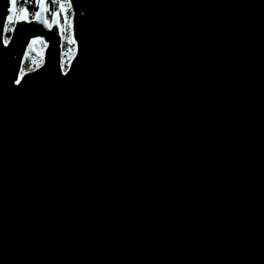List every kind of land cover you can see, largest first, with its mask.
I'll return each mask as SVG.
<instances>
[{"label":"water","instance_id":"95a60500","mask_svg":"<svg viewBox=\"0 0 264 264\" xmlns=\"http://www.w3.org/2000/svg\"><path fill=\"white\" fill-rule=\"evenodd\" d=\"M37 1L0 0V264H264V0H68L64 70Z\"/></svg>","mask_w":264,"mask_h":264},{"label":"rangeland","instance_id":"374dc122","mask_svg":"<svg viewBox=\"0 0 264 264\" xmlns=\"http://www.w3.org/2000/svg\"><path fill=\"white\" fill-rule=\"evenodd\" d=\"M59 1V10H58V16L59 17V27H60V32L62 36V69H66L68 66V63L70 59L73 56V53L75 51L74 44L71 39V19H72V13L70 6L68 4V0H58ZM21 15V14H18ZM29 20V19H28ZM50 21V19H48ZM13 28V23H9L6 26V33L11 32ZM39 45L41 46V43L39 41H34L31 43L30 47L28 50H34V46ZM41 48H43L41 46ZM27 50V52H28ZM42 58L39 55H30L26 53L23 66H22V72L30 71L35 69L41 64ZM34 64L35 66L32 67L31 64Z\"/></svg>","mask_w":264,"mask_h":264},{"label":"trees","instance_id":"16d2710c","mask_svg":"<svg viewBox=\"0 0 264 264\" xmlns=\"http://www.w3.org/2000/svg\"><path fill=\"white\" fill-rule=\"evenodd\" d=\"M24 2H25V0H17V3L15 5V9H16L17 14H21V15L24 14L23 12L20 11V8H21V6H23ZM45 3H46L47 19H51L55 13H58L59 1L58 0H45ZM27 7H28V12L25 14H26L27 18L29 20H31V19H33V17L35 16V13L37 12L38 1L34 0V2H33V0H28ZM6 36H8V33H6ZM27 53L30 55L31 54L34 55L35 50H30V51L28 50ZM31 66L34 67L35 65L32 63Z\"/></svg>","mask_w":264,"mask_h":264},{"label":"snow or ice","instance_id":"6c2138e0","mask_svg":"<svg viewBox=\"0 0 264 264\" xmlns=\"http://www.w3.org/2000/svg\"><path fill=\"white\" fill-rule=\"evenodd\" d=\"M33 2H34V0H33ZM12 3H13V5H16L17 0H12ZM27 3H28V0H25L23 6H21V8H20V11H21V12H23V13H27V12H28ZM35 16L38 17V16H39V13H38V12L35 13ZM7 19H8L9 21H11V20H12V17H11V16H8Z\"/></svg>","mask_w":264,"mask_h":264}]
</instances>
